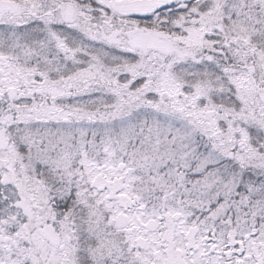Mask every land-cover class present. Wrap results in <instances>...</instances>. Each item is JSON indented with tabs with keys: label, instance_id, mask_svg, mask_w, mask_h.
Segmentation results:
<instances>
[{
	"label": "snow or ice",
	"instance_id": "obj_1",
	"mask_svg": "<svg viewBox=\"0 0 264 264\" xmlns=\"http://www.w3.org/2000/svg\"><path fill=\"white\" fill-rule=\"evenodd\" d=\"M0 264H264V0H0Z\"/></svg>",
	"mask_w": 264,
	"mask_h": 264
}]
</instances>
